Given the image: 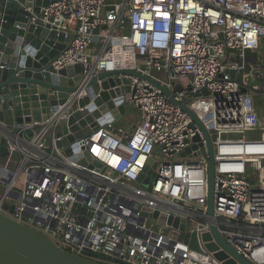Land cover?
I'll return each mask as SVG.
<instances>
[{
	"label": "built area",
	"instance_id": "built-area-1",
	"mask_svg": "<svg viewBox=\"0 0 264 264\" xmlns=\"http://www.w3.org/2000/svg\"><path fill=\"white\" fill-rule=\"evenodd\" d=\"M36 19L74 36L52 63L56 71L80 65L85 84L103 71L134 70L173 93L174 102L150 81L126 76L136 123L123 118L117 129L106 123L85 136V166L56 146L64 136L56 127L78 110L84 86L46 121L0 122L8 163L17 165L0 211L17 198L13 213L4 214L101 264H222L202 242L212 224L248 262L264 264L263 120L256 126L264 99V0H56ZM225 72L234 78L220 77ZM206 100L210 119L196 112ZM181 105L211 139L213 217L206 141ZM201 148L205 156L196 155ZM93 161L101 167L89 169ZM155 212L189 222L188 230L159 224Z\"/></svg>",
	"mask_w": 264,
	"mask_h": 264
},
{
	"label": "water",
	"instance_id": "water-1",
	"mask_svg": "<svg viewBox=\"0 0 264 264\" xmlns=\"http://www.w3.org/2000/svg\"><path fill=\"white\" fill-rule=\"evenodd\" d=\"M55 1L0 0V122L12 126L46 121L66 103L70 93L84 86L85 95L77 101L78 110L56 127L57 136L64 135L56 146L70 161H78L85 166L91 157L85 151L83 154L79 153L83 150L82 139L106 123H111L117 129L120 120L131 112V108L126 106L130 84L126 76L150 81L172 102L174 94L134 70L103 71L91 77L85 84L80 65L67 66L56 71L52 63L74 36H65L38 19L32 20L42 8ZM94 34H98V30ZM234 59L232 56V60ZM220 77L234 78V74L225 72ZM239 77L235 76L237 79ZM241 92L244 93L245 89H241ZM181 108L191 116L206 141L207 213L213 217L215 168L211 139L197 116L182 105ZM194 141H198V138ZM195 149L196 146L187 148L182 156ZM73 153L76 155L73 156ZM196 155L205 156V150L201 148ZM7 157V142L0 136V185L5 187L14 176V170L4 163ZM93 166L101 167L96 161L92 162L89 169ZM154 168L155 165H152L147 171V177L153 176ZM3 175L6 177L3 178ZM142 178L143 174L138 180ZM147 183L148 178L144 181L145 185ZM14 207V203L1 205L0 264H101L62 250L36 230L4 214L3 211L12 214ZM151 217L159 224H168L180 231H187L189 228V222L184 225L177 218H167L157 212ZM202 242L205 243V249L213 253L215 259L222 264H251L222 238L213 224L210 225V233L202 235ZM219 248L222 250L218 251Z\"/></svg>",
	"mask_w": 264,
	"mask_h": 264
},
{
	"label": "rangeland",
	"instance_id": "rangeland-1",
	"mask_svg": "<svg viewBox=\"0 0 264 264\" xmlns=\"http://www.w3.org/2000/svg\"><path fill=\"white\" fill-rule=\"evenodd\" d=\"M196 112L201 115V116H206L208 119H210L212 117V105L210 103V101L206 100V101H199L196 107ZM135 114L134 112H130V114L125 117L126 120L124 121H128L129 124H133L136 123V119H135ZM263 120L264 122V99L260 100L259 105L257 106V114H256V126H259V123ZM122 125L125 124V122L121 123ZM13 159L16 161V158L13 157ZM10 167L12 170H16V163H11ZM23 181L24 178L23 176L19 177L16 183V187L14 188L13 192L16 194H19V192L21 191L22 185H23ZM5 192V188H3L0 191V198L3 196ZM15 203L14 200H7L5 202L6 205H10Z\"/></svg>",
	"mask_w": 264,
	"mask_h": 264
},
{
	"label": "crops",
	"instance_id": "crops-1",
	"mask_svg": "<svg viewBox=\"0 0 264 264\" xmlns=\"http://www.w3.org/2000/svg\"><path fill=\"white\" fill-rule=\"evenodd\" d=\"M4 163H5V164L7 163V167L11 168V167H10V164L13 163V162H9V163H8V160H7V158H6V159L4 160ZM3 178H4V177H3ZM3 188H5V186H4V185H0V191H1Z\"/></svg>",
	"mask_w": 264,
	"mask_h": 264
}]
</instances>
